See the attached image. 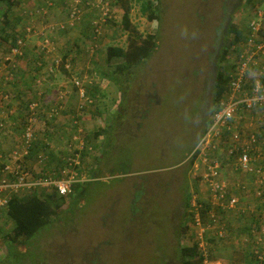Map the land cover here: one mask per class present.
<instances>
[{"label":"rangeland","instance_id":"374dc122","mask_svg":"<svg viewBox=\"0 0 264 264\" xmlns=\"http://www.w3.org/2000/svg\"><path fill=\"white\" fill-rule=\"evenodd\" d=\"M130 1L132 25L141 34L151 32L156 36L157 46L147 60L128 68L123 74L111 72L114 65L106 61V49L109 45L125 48L129 34L122 27L121 12L117 6L116 18L104 27L96 49L92 51L88 48L90 41L84 36L83 42L78 41L80 49L76 50L77 55L64 60L70 62V73L82 77L87 95L93 97L92 104L78 98L73 77L64 74L65 67L56 62L63 54H73L76 48L72 37L77 32L65 31L80 27L81 31H78L87 34L90 15L84 13L80 23L72 29H61L59 23L65 19L66 11L63 0H20L14 7L6 8L9 23L4 24L3 7L0 6V55L9 56V60L12 58L10 64L13 65L16 58L8 53L13 35L45 34L49 42L43 51L42 40L37 47L32 44L34 37L31 43L25 42L26 51H34L37 59L47 62L45 68H48L40 72L35 80H29L32 85L30 90L37 87L36 97L33 98L45 108L63 102L50 121L43 115L35 123L34 139L46 143L47 148L45 153L39 151L38 155L26 159L25 166L34 174H38L41 167L44 171H53L66 159L70 161L74 158L77 162L74 151L67 147L69 143L74 147L81 141L85 148H91L80 156L81 164L76 163V170L86 182L77 184L75 192L66 196L68 202L62 205V209L68 207L67 211L62 215L60 210V222L54 224L49 236L46 234L40 238L42 247L48 252L64 257L65 261H78V264L82 261L180 264L175 250L179 240L177 233L183 223V199L185 196L189 198L190 204L193 201H209L195 161L189 164L191 153L204 127L207 128L205 125L202 127L193 112L202 96H212V89L207 90L209 85L207 87L204 76L207 72L211 74V66L212 70L216 69L219 52L232 37L227 30L230 19L242 26L244 36L247 34L246 24L252 18H258L264 29V0H252L251 4L245 3V0H150L159 8L156 11L158 17L153 19L141 11L142 0ZM231 55L233 53L227 56L229 63L235 60ZM2 61L0 75L11 71L5 70L11 68L7 63L9 61ZM20 69L21 64L16 69L18 76ZM104 70L108 73L106 78L102 75ZM2 95L0 110H5L2 112L5 116L12 110V119L7 118L9 131L0 133V147L9 150L22 134L21 127L27 111L24 105L18 106L15 101L8 102L10 106L7 107L10 95L11 98H17V95L8 93L7 99ZM23 99H27V95H23ZM209 116L210 113L206 120ZM73 118L77 120L75 124ZM103 128L107 132L95 137L96 131ZM74 135L77 137L73 138ZM2 136L8 137L6 141H1ZM105 137H109L114 145L110 151L112 160L106 161L105 165L98 164L101 171L93 175L97 166L96 157L102 155L101 151L105 148ZM106 166H110L107 167L110 170ZM232 167L230 162L225 164L222 179L229 184L237 180L245 181L251 187L253 176L235 171ZM0 214L1 257L6 251L4 235L10 231L12 222L4 212ZM218 214L227 230L224 240L236 238L239 242L245 235L253 238L252 229L255 236L260 234L262 220L258 221L255 215L249 217L248 229L241 231L244 226L238 221L240 214L236 211H218ZM202 215V221L209 222L207 213ZM184 222L187 223V220ZM187 224L188 234L180 239L183 245L196 241L193 223L190 221ZM210 236L212 247L218 246L211 243L224 248H211L210 255L213 257L216 254L213 258L219 259L220 263L214 260L208 264H227L222 260V254L217 253L218 250L227 256L241 255L236 248L218 241L212 234ZM249 238L242 245L243 254L255 252L253 245L248 243ZM32 250L41 251L38 244L32 246ZM67 250L74 256L66 257ZM255 261L252 258L246 264H255Z\"/></svg>","mask_w":264,"mask_h":264},{"label":"built area","instance_id":"2783aa9c","mask_svg":"<svg viewBox=\"0 0 264 264\" xmlns=\"http://www.w3.org/2000/svg\"><path fill=\"white\" fill-rule=\"evenodd\" d=\"M63 1L66 9L65 19L59 23V27L71 28L80 23L84 13H88L91 32L88 48L95 50L103 36L104 27L116 18L115 6L111 0ZM119 18L121 20V15ZM260 26L259 21L249 22V30L244 40L239 42L236 58L229 69L227 88L214 105L210 122L192 151L195 153V166L200 171L199 177L209 195L207 223L201 218V211L205 209L202 202L193 201L190 204L196 242L203 254L202 264L211 261L208 250L212 248L210 235L218 240L227 236L218 211H236L241 213L240 215H255L258 221L262 220L260 234L255 236V230L252 229L253 238L245 235L240 241L247 242L249 238L248 243L254 245L256 242L264 246V34L260 33ZM37 35L43 37L41 50H44L49 39L43 33ZM23 45V39L18 37L11 52L20 54ZM56 62L58 63V59ZM64 67L71 70L70 62L66 61ZM72 77L79 98L83 99L84 103H92V98L87 95L83 86L82 77ZM5 96L7 97V94ZM27 106L28 113L18 149L13 150L5 160L1 159L0 155V211L6 208L11 194L20 195L27 189L41 187L46 193L55 191L59 196H67L72 193L73 184L79 180L76 163L80 165L79 151L83 148V143L78 139L75 140L78 141L76 146L72 147L71 143L67 146L69 150L74 151L76 163L74 158L70 161L66 159L56 171H44L41 167L38 174H34L24 165V155L35 138V123L41 117L42 111L38 101H30ZM60 108V103H55L44 117L50 119ZM228 162L233 165L235 171L252 175L253 185L249 187L245 181L239 180L231 183L232 185L225 182L222 179V168ZM252 254L257 257L255 264H264L263 252L257 249Z\"/></svg>","mask_w":264,"mask_h":264},{"label":"trees","instance_id":"16d2710c","mask_svg":"<svg viewBox=\"0 0 264 264\" xmlns=\"http://www.w3.org/2000/svg\"><path fill=\"white\" fill-rule=\"evenodd\" d=\"M19 2L20 0H0V6L3 7V11L1 12V14L4 24L9 23V21L6 19L8 18L7 13L5 12L6 8L8 9L11 8L12 6L14 7ZM251 2L252 0H245V3L247 4H251ZM111 3L114 6L118 7L119 11L121 12L120 21L122 27L129 32L127 37V45L125 48L109 45L106 49V61L108 62V64L111 65V63H113L114 65L113 70L111 72L113 73L117 72V74L119 75V74H123L128 68L130 69L131 67L141 64V62L147 60L155 50L157 46V42L154 33L147 32L145 34H141L132 25L131 16H130L132 5L130 0H111ZM140 8L143 13H147L149 19L158 17L156 11L159 8L157 5H153L150 0H142ZM252 20L259 21L258 19H254V18H252L250 21ZM249 22L248 24H246L247 31L249 30ZM227 30L232 37H230L225 42L226 45L219 52V57L216 63L215 76H214L213 88H212L213 108L216 102L218 101V99H220V97L227 88L229 69L232 68V63H229L227 56L233 53V55L231 56L236 58V51L238 48V44L240 41L244 40L245 38L243 34L242 26L238 25L237 22L232 21L231 19L228 21ZM260 33L264 34V29L262 27ZM18 37L19 36L13 35L12 44L10 45L9 49H11L15 45L16 39ZM63 58L65 59V56ZM100 71L101 69L99 70V73ZM68 75L72 77L76 74L75 73L72 74L68 72ZM102 75L105 78L107 77L108 73L106 72V70L102 72ZM92 89L95 90L94 87H92ZM89 92L92 93L91 91ZM90 97L93 100V97L91 95ZM213 108H211V111L209 112L210 115L213 112ZM40 116L42 117L43 115ZM51 119L52 118L47 120L50 121ZM209 122H210V116L209 119L206 120L205 126H207ZM205 129L206 127H204L202 133L205 131ZM96 132L97 133L95 137L104 134V132L106 133L107 131L105 128H103L102 130ZM108 138L109 137H105V148L101 151L102 155L96 157L97 166L93 171V175H97L98 172L101 171L100 167H98V164L102 163L105 165L106 161L112 160L110 159L111 158L110 151L113 150L114 145L113 142ZM46 148H47L46 143H42L41 141L34 139L32 143H30V147L27 154H25L24 156L26 159H28L33 156H36V154L38 155L39 151L41 152L43 151V153H45ZM86 150L90 151L91 148L90 147L85 148L84 145L83 149L81 150L82 152H80L81 156L82 154H84L83 152ZM6 155L7 154L1 153V159L7 158L9 154L7 156ZM194 158H195V153H192V156L190 157L189 160V164L193 163ZM110 166H106V168ZM110 168L107 169L110 170ZM119 171H121L122 174H125V171H122L120 169ZM85 182L84 181L80 182V184L82 185ZM77 184H79V182L73 185V191ZM42 190L43 189L41 187H33L27 189V192L24 191L25 194H20V195L11 194V196H9L4 213L11 220L12 226L10 228V231L4 235L6 251L3 254V256L0 257V264H78V261H65L63 260L64 257L56 256L55 254H52V252L50 251L48 252L46 250L47 248H45L44 246L42 247V244L40 243V238L45 236L46 234L47 236H49L52 233L51 229L54 227V224L56 222H60L58 219L60 210H62L61 213L63 215V213L65 214V212L68 209V207L66 209H62V205L65 204V202H68L65 196H59L55 192H51V193L42 192ZM78 194L79 192H77V195ZM71 201L69 202V204L71 203ZM183 204H184V211L182 213L183 223L180 226L177 233V238L179 240H178L177 248L175 250V254L176 255L178 254L177 260H179L180 264H202L203 254L200 251L196 241L191 242L190 245L188 244L183 245L180 243L181 237L188 234L189 225L187 223H189L190 221L192 222V217H191L192 212L190 210H187V207L190 205V199L185 196L183 199ZM202 204L205 207V209H202L201 211V218L203 220L202 214L206 213V210L209 208V204L208 203H202ZM62 215H61V221H62ZM186 220L187 223L184 222ZM243 226L244 227L240 229L241 231H245L248 229V225L246 226L243 224ZM65 233L67 234V231H65ZM36 244H38L41 251L35 252L36 250H32V246H36ZM208 250L210 253L211 249ZM253 251H255V249H253ZM258 251L263 252L264 254V246L260 245L258 247ZM74 252L78 253L76 251ZM250 253H251L250 261L252 258L256 260L257 259V257L255 256L256 254L254 255L252 254V252ZM65 256L69 258L74 255H71L67 250ZM16 258H18L19 261L18 260L12 261L13 259ZM26 259H28V261H25ZM82 264H102V263L101 261H82Z\"/></svg>","mask_w":264,"mask_h":264},{"label":"crops","instance_id":"0c3cea01","mask_svg":"<svg viewBox=\"0 0 264 264\" xmlns=\"http://www.w3.org/2000/svg\"><path fill=\"white\" fill-rule=\"evenodd\" d=\"M258 19V18H257ZM259 20V19H258ZM259 22H260V20H259ZM88 33L87 34H84L83 32H79V31H81V28L80 27H78V30L77 29H75V30H69V31H65L66 33L67 32H77V34L76 33H74V36L72 37L73 38V43L72 44H74V47H76L75 48V51H74V53L73 54H68V55H65V54H63V55H61V57H59L58 58V63H60V64H63V66H64V63H65V59H67V60H70V57L72 56V55H74V56H76L77 54H75L77 51L76 50H78V49H80V46H78V41H80V42H83V40H84V36H87L88 37V39L90 38L91 39V32H90V28H89V25H88ZM69 29H72V28H69ZM21 36L23 37V39H24V45H23V47H22V50H21V53L20 54H13L12 52H11V49H8V53L9 54H11V55H14V56H12V57H15L16 59H15V61H16V63L15 64H10L11 62H12V58H11V60H9V56H7V57H3V55L1 56L0 55V64L1 63H3V59H4V62L5 61H9V62H7V63H9L10 64V66H11V68H9V69H5V70H11L10 72H6L5 74H3V75H0V98H1V95L3 94V93H5L4 95H2L3 96V98L4 99H7L8 98V96L6 97L5 95L6 94H8V93H10V94H13V95H17V98H11V95H10V98L6 101V103H7V107L8 106H10L9 105V103L8 102H12V101H15V103H18L17 105L19 106V105H24L23 107H24V109H26V111L28 110V106H27V104L30 102V101H38V100H35V98H33V97H36V88L37 87H35V89L33 90V91H31L30 90V87L32 86V85H30L29 84V80H35V77H37L38 76V74L40 73V72H44V71H46L48 68H45V65H47L46 63L47 62H44V61H42V60H40V59H37V57H36V53L34 52V51H26V48H25V42H27L28 44L29 43H31L33 40L31 39L32 37H34V39H35V41L32 43V44H34L33 46H36L37 47V45L39 44V41L40 40H42L43 41V37L42 36H39V35H32V36H28V34L26 35H22L21 34ZM21 37V38H22ZM25 48V49H24ZM43 51V50H42ZM43 57H45L46 55H42ZM65 56V59L63 58ZM19 64H21V69H20V76H18V75H16L17 73H16V69L19 67ZM14 65H15V67H14ZM1 66V65H0ZM34 66V67H33ZM32 67H33V69H32ZM43 70V71H42ZM63 71H65L64 72V74H68V72H71V70L70 69H66V68H63ZM68 71V72H67ZM73 71H75L74 69H73ZM13 74V75H12ZM23 74H26V75H23ZM30 74V75H29ZM9 75H10V77H9ZM12 76H14V77H16L17 76V78H14V77H12ZM31 76V77H30ZM14 79H17V80H14ZM5 81H6V83H5ZM32 83H33V81H32ZM57 85H60V84H57ZM34 87V86H33ZM76 88V87H75ZM53 89H54V87H53ZM77 89V88H76ZM7 91H9V92H7ZM56 91V90H55ZM23 95H27V99H23ZM77 95H78V91H77ZM70 96H74L73 94H71ZM78 98H79V96H78ZM24 102V103H23ZM39 105L41 106V108H42V111H41V113H40V115H45V113L48 111V107H44L41 103H39ZM55 105V104H54ZM60 105H62L63 106V102L60 104ZM0 106H1V104H0ZM53 106V105H52ZM5 110L4 109H1L0 110V133H2V134H5V132L6 131H9V128H8V122H9V120L7 119V118H10V119H12V116L10 115V113L12 112V110L10 111V112H7L6 114V116L5 115H3L2 114V112H4ZM63 112H65V110L63 111ZM63 112L61 113V114H63ZM27 113V112H26ZM61 114H59V115H61ZM26 115V114H25ZM84 118H87V117H84ZM14 124H15V121H13V120H11ZM77 122V120L76 119H74L73 118V123L75 124ZM24 124V123H23ZM21 133H23V125H22V127H21ZM17 137V136H16ZM8 137H4V136H2V139H1V141H6V139H7ZM15 139V138H14ZM21 139H22V134H21V136L17 139V141H16V143L14 144V146L12 147V148H10L9 150H4V148L3 147H0V155H1V153H4V154H10L13 150H15V149H18V147H19V145H20V141H21ZM47 145V144H46ZM83 147H84V144H83ZM6 149V148H5ZM83 149V148H82ZM81 149V150H82ZM48 150H50V146H49V148H48ZM79 151V152H82V151ZM49 153H51V151H49ZM6 155V156H7ZM3 159V158H2ZM5 159H7V158H4V160ZM53 171H56V169L55 170H53ZM247 178V177H246ZM238 181V180H237ZM239 181H241V180H239ZM251 185V184H250ZM42 192H43V190H42ZM11 196V195H10ZM5 209L6 208H4V209H2L0 212L2 213V212H4L5 211ZM228 213H230V212H228ZM238 214H241V213H238ZM1 215V214H0ZM253 216V215H252ZM251 215H239V220L238 221H240V224L243 226V224L244 225H249V221H248V219H249V217H252ZM251 221V220H250ZM241 228H243V227H241ZM216 239V238H215ZM218 240V239H217ZM218 241H220V242H223V243H225L227 246H230V247H233V248H236V250L239 252V253H241V255H232V256H227L226 254H224V253H220V250H218L219 252H217L218 254H222V260L223 261H226L227 262V264H246V261H250V255H251V253H249V254H243V248H242V245H244L246 242L245 241H237V239L235 238V239H230V240H224V239H222V240H218ZM236 242H238V243H236ZM236 243V244H235ZM212 245H214V246H218L217 248H214V247H212V249H219V248H224V246H222V245H217V244H213V243H211ZM225 245V246H226ZM252 245H253V243H252ZM251 245V246H252ZM261 244H257L256 242H255V244L253 245V249L254 248H257L258 249V247L260 246ZM215 252V253H216ZM223 252V251H222ZM214 256H216V254H213V257ZM212 256H210V260L211 261H214V260H216V259H214ZM213 259V260H212ZM249 259V260H248ZM217 261V263H220V260L219 259H217L216 260ZM239 261H241V262H239ZM215 263V262H214Z\"/></svg>","mask_w":264,"mask_h":264},{"label":"flooded vegetation","instance_id":"af4514ba","mask_svg":"<svg viewBox=\"0 0 264 264\" xmlns=\"http://www.w3.org/2000/svg\"><path fill=\"white\" fill-rule=\"evenodd\" d=\"M214 54H215V52H214ZM214 76H215V69L212 70V66H211V74H209L207 72V75L204 76V80H205V83H207V87L209 85V89H207V90H211L213 88ZM202 95H203V93H202ZM204 97H205V95L202 96L201 99H199V103H198V105L195 106L194 111H193L195 113V118L199 120V122L201 123L202 127L204 125H206L205 124L206 123V118H207V116H208V114L210 112V110H209L210 106L212 108V96L208 97V98H206V97L204 98Z\"/></svg>","mask_w":264,"mask_h":264},{"label":"clouds","instance_id":"9594fccd","mask_svg":"<svg viewBox=\"0 0 264 264\" xmlns=\"http://www.w3.org/2000/svg\"><path fill=\"white\" fill-rule=\"evenodd\" d=\"M80 156H81V155H80ZM80 164H81V157H80ZM59 167H61V166H59ZM59 167H58V168H59ZM56 170H57V169H56ZM77 171L79 172V170H77ZM82 180H83V179H82V177H81V175H80V173H79V180L76 181L73 185H75V184L78 183V182H79V183H80V182H83V181L85 182V180H83V181H82ZM44 192H45V191H44ZM52 192H55V191H52ZM72 192H73V191H72ZM50 193H51V192H50ZM70 194H71V193H70ZM70 194H69V195H70ZM67 196H68V195H67ZM65 197H66V196H65Z\"/></svg>","mask_w":264,"mask_h":264}]
</instances>
